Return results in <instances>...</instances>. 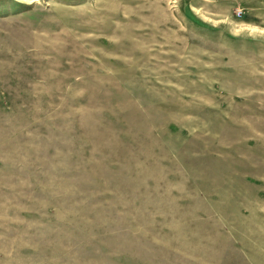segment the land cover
<instances>
[{"label": "rangeland", "instance_id": "374dc122", "mask_svg": "<svg viewBox=\"0 0 264 264\" xmlns=\"http://www.w3.org/2000/svg\"><path fill=\"white\" fill-rule=\"evenodd\" d=\"M0 264H264V0H0Z\"/></svg>", "mask_w": 264, "mask_h": 264}]
</instances>
